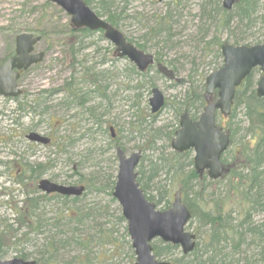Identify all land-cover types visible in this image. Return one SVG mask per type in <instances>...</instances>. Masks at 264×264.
I'll use <instances>...</instances> for the list:
<instances>
[{
  "label": "rangeland",
  "instance_id": "rangeland-1",
  "mask_svg": "<svg viewBox=\"0 0 264 264\" xmlns=\"http://www.w3.org/2000/svg\"><path fill=\"white\" fill-rule=\"evenodd\" d=\"M219 3L221 6L222 0ZM262 6L264 7V2ZM88 7L104 20L106 15L102 12L110 11L118 16L119 24L116 29L125 39L136 48L143 46V52L157 58L160 65L172 71V75L158 73L155 66L144 73V77L136 75L135 67L126 59L116 58L113 46L100 33L88 34L81 39L82 46L79 49L77 45V48L74 45L72 48L68 15L45 0H0V63L13 53L16 36L29 33L38 37L40 41L35 46V51L42 52L44 58L23 74L18 86L24 91L23 97H31L28 101H32L33 97H45L44 102L47 104L43 105L48 107L43 115L35 117V114L28 111L23 114L15 111L22 101L23 104L27 103L26 99L11 102L0 98V114L4 115H0V142L3 141L0 144V173H4L0 174V229L3 225H11L13 230L18 229L12 208L14 203L23 199L25 189L19 190L13 182L17 170L46 165L47 170L40 179L65 186L88 184L89 189L98 188L99 185L109 186L115 180L118 163L114 148L106 145L107 137L101 145H97L100 146V153L103 150V155L99 156L94 148L97 146L92 147L94 143L90 142V138L72 147L67 145L68 123H73L74 128L77 123L79 126L90 125L86 110H69L61 105L62 97H68L66 84H71L69 87L73 92L79 89L94 91L97 86L102 88L108 101L91 99L84 107L87 109L100 103V111L107 112L103 118L108 122L105 127L107 133L108 128L112 127L126 155L141 153L139 167L142 171L141 185L145 186L143 193L147 198H153L151 201L157 203V209L164 210L165 207V199L158 202L160 191L170 190V204L177 191V184L159 163H162L160 159H167L173 153L170 140L178 129L179 117L175 113L177 104L188 93L199 92L206 77L221 66V58L215 54V49L207 46L212 37L218 35L216 25L219 18H215L214 14L209 16L215 6L208 4L207 0H92ZM164 17L167 20L160 30L156 22ZM235 33L238 37L241 34L248 37L247 41H241L238 46L264 41L263 24H256L249 30L242 27ZM218 36L222 44H232L228 40V32L219 33ZM73 51L75 56L74 61H71ZM98 60L104 63L97 65ZM85 70L88 71L84 73ZM256 71L259 72L258 69ZM97 74H101L103 78L99 79L94 89L88 83L95 80ZM258 78L259 74H256V79ZM103 87H106L104 91ZM153 89H158L165 101L163 109L154 115L150 113L148 106ZM74 94L76 97L80 95L76 92ZM97 94L93 93L90 97H98ZM101 103L105 108L101 107ZM43 105L36 110L41 111ZM201 111L202 108L198 112L191 110L189 114L197 118ZM12 112L15 114L12 115ZM18 114L21 119H18L17 124L13 119ZM74 114L77 117L70 120ZM235 114L234 121H244L242 107H236ZM7 115H10L9 118H6ZM55 122L57 129L54 131L52 126ZM219 124L225 130L228 128L225 118H220ZM31 131L52 137L51 145L35 146L29 143L24 137ZM169 134L170 140L167 139ZM239 137V134L235 135L234 141L237 142ZM87 149H93V154L80 167L81 170L73 175L72 169L76 170L78 162L82 163L87 152L91 151L86 152ZM97 161L98 167H92ZM155 163L159 164L156 165L159 171L150 178V165ZM188 169L187 167L185 172ZM91 175L99 177L97 183L92 182L93 185L89 182ZM79 176H83V181H78ZM108 192L107 187L100 192H87L85 196L78 197L80 200L75 207L83 217L81 216V222L67 224V227L68 236L74 237L78 242L82 241L83 246L72 244L66 248H56L53 258L57 262L53 264H134L126 223L119 220L120 208L111 200L112 196ZM66 207L72 208L71 210L75 208L70 203ZM60 210L59 203H47L41 207L42 219L49 221L47 225L53 223ZM47 225L43 229L44 234L40 236L27 232L25 228L10 233V238L13 239L10 244L0 247V259L10 260L25 255L26 261L44 264L41 258L45 240L50 235L55 240L62 238V234L58 232L66 230V227L50 230ZM186 231L198 236L194 221L188 223ZM159 242L154 240L152 245H158ZM179 255L178 248L173 256L162 257L160 260H169ZM44 256L46 258V254Z\"/></svg>",
  "mask_w": 264,
  "mask_h": 264
},
{
  "label": "trees",
  "instance_id": "trees-1",
  "mask_svg": "<svg viewBox=\"0 0 264 264\" xmlns=\"http://www.w3.org/2000/svg\"><path fill=\"white\" fill-rule=\"evenodd\" d=\"M83 1L88 6H91L92 0ZM219 1L207 0L208 4L215 6L209 16L214 14L215 18H219L216 25V33L219 35V33L228 32V40L232 41V46H238L241 41L245 42L248 40V37H244V34H241V37L235 35V32L239 31L240 28L243 27L249 30L256 24L264 25V7L262 6L264 0H236L231 11H225L219 5ZM96 14L98 15V13ZM102 14L106 15L105 21L112 27H118V16L110 13V11L102 12ZM166 20L167 17H164V19L160 18L156 22L160 30ZM233 25L234 27L232 28ZM218 35L212 37L207 46H210L211 49L214 48L215 54L221 58L219 49L222 43ZM260 44H264V41H255L244 46ZM138 49L143 51L144 47L138 46ZM74 53L73 51L71 54V61H74ZM158 63L156 58L154 66L158 73L165 76L172 75V71ZM72 68L74 69V65H72ZM131 70L134 71L133 68ZM87 71L85 70L84 73ZM135 74L144 77V74L137 72ZM256 74L261 75L258 71L253 70L236 89L231 113L225 119L228 128L224 130L229 136L230 147L221 158L224 164V173L221 179L209 181L205 176L200 177L197 175L192 168L190 152L183 154L170 153L169 158L160 159L162 162L159 163L160 165L156 163L150 165V178H153L159 171L156 165L166 168V174L170 175L171 180L177 184V191L181 193L182 201L190 210L191 221L195 222L196 231H198L194 251L187 256L179 255L170 259L171 264H264V100L257 98L255 95ZM96 82L93 81L88 84L92 87L94 86L95 89ZM66 85L67 89L65 91L68 93V97H76L74 92L77 95L80 94L79 97H84L81 107L89 101L85 97H90L91 94L93 95V93L97 92V89L94 91L89 89V93H86V90L81 91V89L73 92V89L71 90L69 87L71 84ZM203 89L204 85L199 92L188 93L183 101L177 104L175 113L177 115L183 112L189 114L191 110L198 112L204 106ZM101 96L104 97L105 101H108L103 93ZM44 101L45 97H41L38 107ZM31 103L33 104L32 101ZM99 104L97 103L98 106ZM97 105L89 107L87 110V118H93L96 123L100 121L101 115L104 114V112L93 114L98 108ZM33 106L29 108L33 109ZM101 107L105 108V106ZM236 107H242L244 121H234L236 119ZM190 117L195 119V116L190 115ZM220 118H217L218 123ZM243 123L244 125H242ZM171 134L167 135L168 140H170ZM237 134L240 137L235 142L234 137ZM67 160L69 161L70 159ZM185 166L189 168L187 172L184 170ZM46 170V165H35L34 167H26L21 173L15 174L14 184L19 190L21 188L25 189V192L22 193L23 199L14 203L12 208L13 214L16 216L15 222L18 229L13 230L11 225H3L0 229V247L10 244L13 239L12 237L10 238V233L16 232L21 228H25L29 233L43 234L42 227H45L49 221L42 222L41 207L53 201L59 203L61 210L54 222L47 226H49L50 230L66 227L65 231L58 232L62 234V238L55 240L50 235L45 240L41 261L44 264H53L57 262L53 258L56 248H66L72 244L79 247L83 246L82 241L78 242L74 237L68 236L69 230L67 227V224L81 222L83 216L79 214L77 207H75L80 198L62 197L55 194H38L36 183ZM141 176L142 172H140L138 167L137 181L145 193V186L141 185ZM90 177L89 182L91 184L93 181V183H97L99 178L97 175H91ZM81 181L83 179H79V182ZM113 185L114 181L109 186L99 185L94 190L100 191L108 187V195L111 196ZM88 187L89 185L86 184L82 196H85L88 192ZM152 199L148 198L150 201ZM163 199H165L164 209H167L170 204V190L159 192L158 202ZM111 200L114 201L113 198ZM68 203L75 207L74 210L66 207ZM155 205L157 206V203ZM66 210L67 213H65ZM119 220L124 222L121 216H119ZM176 250V247L162 242H159L158 245H153L154 255L159 259L173 256ZM44 254H46V258H43L45 257ZM20 257L24 260L26 259L25 255Z\"/></svg>",
  "mask_w": 264,
  "mask_h": 264
},
{
  "label": "water",
  "instance_id": "water-1",
  "mask_svg": "<svg viewBox=\"0 0 264 264\" xmlns=\"http://www.w3.org/2000/svg\"><path fill=\"white\" fill-rule=\"evenodd\" d=\"M59 7L70 17V25L74 29H87L91 32L101 31L103 38L113 45L118 58H126L136 69L143 73L153 64V57L138 51L127 43L122 34L103 19L94 14L83 0H46ZM162 2L163 0H157ZM235 0H222V8L231 10ZM37 43L30 34H21L15 38L14 57L0 65V97L15 98L21 94L17 88L18 71L39 64L43 53L32 54ZM222 66L209 74L205 79L204 98L206 106L196 121L189 119L187 114L179 118V128L174 132L170 148L177 153L191 150L193 168L201 174L206 172L208 179L215 181L221 178L224 167L221 156L229 146V137L215 124V114L223 117L230 114L235 89L254 69L263 74L256 83L255 95L264 100V44L245 47L222 45L220 48ZM14 70V71H13ZM215 93V100L209 99ZM151 114L158 113L164 106V98L158 89L151 91L148 100ZM30 142L45 145L46 138L30 133ZM117 174L112 197L120 207L121 216L126 223V232L130 239L134 254V264H169L160 261L153 253L152 242L159 240L164 244L178 247L186 256L195 248V235L185 231L191 219L188 207L182 202L180 193L173 195L170 207L160 211L154 203L148 201L137 182V166L140 152L128 157L117 148ZM37 189L45 194H58L65 197H79L82 186H60L48 180H40ZM0 264H36L14 258L0 260Z\"/></svg>",
  "mask_w": 264,
  "mask_h": 264
},
{
  "label": "flooded vegetation",
  "instance_id": "flooded-vegetation-1",
  "mask_svg": "<svg viewBox=\"0 0 264 264\" xmlns=\"http://www.w3.org/2000/svg\"><path fill=\"white\" fill-rule=\"evenodd\" d=\"M71 32V34H72V37H70L69 38V40L71 41H69L70 42V46L73 48V46L72 45H74V47H75V45H77L78 46V48L77 47H75V48H77V49H79V47L80 46H82V38H84V37H86L88 34H91L92 32H89V31H86V30H79V31H70ZM40 41V40H39ZM39 41H38V43H39ZM75 41V42H74ZM13 45H14V48H15V39H14V41H13ZM12 57H14V51H13V53L9 56V57H7L5 60H7V59H10V58H12ZM4 60V61H5ZM4 61H2L1 63H0V65L4 62ZM101 63L103 62V61H100ZM14 71V70H13ZM27 71V70H26ZM26 71H18V79L16 80V84H17V86H18V82L22 79V77H23V74L26 72ZM18 88L20 89V91H21V95L19 96V97H17V98H2V100L3 101H11V102H16L18 99H29V98H31V97H23L24 96V91L22 90V88L21 87H19L18 86ZM67 93V92H66ZM98 95V94H97ZM66 96H68V93L66 94ZM40 98L41 97H33L31 100H32V102H33V104L32 105H34L33 106V109L32 108H29V107H32V105H31V101H28L27 100V106H26V104H23V101L21 102V105H17V107H16V112H19V113H25L26 111H28V113H33V114H35V111H36V108H38V104L40 103ZM63 98V100L65 99L67 102H63V103H61V105H63L66 109H75V110H80V109H82V110H86L85 111V113H86V116L88 117V112H87V110H88V108L87 109H85V105L89 102H86V103H84V105L81 107L80 105H81V102L83 101V98L84 97H62ZM104 97H101V94H99L98 95V97H85V99H89V100H91V99H97V100H102ZM22 99V100H23ZM84 99V100H85ZM69 102V103H68ZM23 104V105H22ZM45 105V104H47V102H43L42 103V105ZM41 105V104H40ZM60 105V106H61ZM98 106V105H97ZM101 106H103L102 105V103H101ZM40 107V106H39ZM26 108V109H25ZM98 113H103V112H101L100 111V107L98 106V108H97V110L93 113V114H98ZM77 117V115H71V117H70V120H74L75 118ZM103 115H101V117H100V121L99 122H95V120L93 119V118H87L88 119V121L87 122H89V127H92V129H90V130H86V131H80L79 130V128L77 129V127L78 126H75V128L73 127V123H71L70 125H68L67 127H68V132H67V143H68V146H70V147H72L74 144H77V143H79V142H81V141H83L84 139H86V138H90V139H92V140H90V142L91 143H93V142H96V143H98V142H101L102 140H103V130H101L100 129V127H101V125L103 124ZM21 119V118H20ZM17 124H18V119H17ZM53 127V129H54V131L57 129V122H55V124L52 126ZM94 131H96L95 132V134H94ZM30 133H34V134H37V135H40L39 133H36L35 131H31V132H29L28 134H30ZM94 134V135H93ZM41 136V135H40ZM42 137H44V138H46L47 140H48V143L47 144H45V146H49V145H51V143H52V137H50L49 135H47V136H42ZM93 137H94V139H93ZM108 137H109V141H111V144H114L115 145V143L117 142V140H118V138H117V136L115 135V132H114V130H113V128H108ZM29 143H31L32 145H35V146H41V144L40 143H36V142H30L28 139H27V135L24 137ZM6 141H4V143H5ZM0 144H3V141L2 142H0ZM13 164V163H12ZM2 166H3V163H2ZM7 172V171H6ZM19 173H21V170L20 171H15V173H14V176H15V174H19ZM1 175H3L4 173H0ZM15 179V178H14Z\"/></svg>",
  "mask_w": 264,
  "mask_h": 264
},
{
  "label": "bare ground",
  "instance_id": "bare-ground-1",
  "mask_svg": "<svg viewBox=\"0 0 264 264\" xmlns=\"http://www.w3.org/2000/svg\"><path fill=\"white\" fill-rule=\"evenodd\" d=\"M208 45V44H207ZM101 64H103V62L101 63L100 62V60H98L97 61V65H101ZM103 77H102V75L101 74H97L96 75V78H95V80H93L94 82H96V83H98L99 82V79H102ZM108 78V77H107ZM92 81V82H93ZM96 83H95V86H96ZM107 86V85H106ZM104 88H106V87H103V91H104ZM86 93L88 92H90V90H86L85 91ZM97 93L99 94V93H101L102 94V88L100 89V87L99 86H97ZM102 97V96H101ZM101 101H104V98L101 100ZM63 102H67L65 99L64 100H62V102L61 103H63ZM69 103V102H68ZM46 109H48V107H46V106H44L43 105V108H41V111H35V117L37 116V117H39L40 115H43L44 114V112L46 111ZM107 113V112H106ZM106 113H104L103 114V117L105 116V114ZM15 114V112H12V115H14ZM184 114V112L183 113H180L179 115H177L178 117H180L181 115H183ZM1 116H4L2 113L0 114ZM8 116V117H7ZM6 116V118H9V116L10 115H7ZM20 118V115L18 114L17 116H16V118L15 119H13L15 122L17 121V119H19ZM71 123H68V125H70ZM79 123H77L76 125L78 126V128L80 127V131H86V130H90V129H92V127H88V126H86V125H82V126H79L78 125ZM108 126V122L107 121H105V120H103V124L101 125V127H100V129L101 130H103V140L101 141V142H98V143H96V142H93L94 143V145H92V147H94V146H97L98 144H102L103 142H104V139H105V137H107V146L109 147V148H114V151H115V155H116V149L117 148H119L123 153H124V155H126L125 154V152L122 150V148H121V146H120V143H119V140H117V142L115 143V145L114 144H111V141H109V137H108V133H107V129H105V127H107ZM95 132L96 131H94V134H95ZM93 134V135H94ZM94 138V137H93ZM92 143V144H93ZM100 144V145H101ZM67 145H68V143H67ZM67 145H66V147H67ZM94 148H96L97 149V155L99 156V155H103V150H102V152L100 153V146L98 147H94ZM89 150H91V151H89ZM87 151H89V153L87 152ZM86 152H87V156H85L84 157V159L81 161L82 163H79L78 162V165H76V167H75V169L76 170H73L72 169V174L73 175H75V174H77V172H78V170H81V168L80 167H82L83 166V164L85 163V161L86 160H89V158H90V156H91V154H93V149H87L86 150ZM140 158H141V153H140ZM98 164H99V161H97L92 167H95L96 165V167H98ZM35 166V165H34ZM33 166V167H34ZM80 168V169H79ZM140 168V167H139ZM186 169H187V166H185L184 167V170L186 171ZM140 172H142L141 170H140ZM138 174V173H137ZM83 176H79V178H78V181H79V179H83L82 178ZM90 177V176H89ZM40 180H42V179H39L38 181H37V184H38V182L40 181ZM37 184H36V189H37ZM139 184V183H138ZM78 185V184H77ZM77 185H74V186H77ZM140 186V185H139ZM114 187V186H113ZM112 191H113V188H112ZM112 191H111V196H112ZM37 192H38V194L39 195H47V194H45V193H43V192H41V191H39L38 189H37ZM88 192H89V194L91 193V192H100V191H95L94 189H89L88 190ZM113 198V197H112ZM114 199V198H113ZM150 201V200H149ZM150 202H152V201H150ZM153 203V202H152ZM191 213V212H190ZM41 220H43V219H41ZM124 221V220H123ZM42 222H45V220H43ZM47 222V221H46ZM125 222V221H124ZM42 225H43V223H42ZM44 226V225H43ZM43 229H44V227H42ZM43 229H42V233L44 234V232H43ZM40 231V230H39ZM34 235H43V234H41V233H33ZM129 241H130V239H129ZM166 245H170V244H166ZM130 246H131V243H130ZM170 246H172V245H170ZM172 247H174V246H172ZM177 248V247H176ZM132 249V248H131ZM177 250H178V248H177ZM180 256H184V255H182L181 253H180ZM163 262H166V263H169V264H171V260L169 259V260H162ZM36 263V262H35ZM37 264V263H36Z\"/></svg>",
  "mask_w": 264,
  "mask_h": 264
}]
</instances>
